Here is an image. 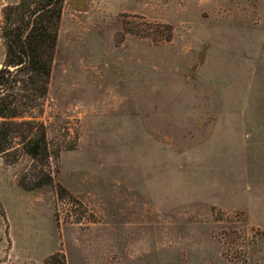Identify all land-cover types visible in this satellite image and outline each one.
<instances>
[{
  "label": "rangeland",
  "instance_id": "rangeland-1",
  "mask_svg": "<svg viewBox=\"0 0 264 264\" xmlns=\"http://www.w3.org/2000/svg\"><path fill=\"white\" fill-rule=\"evenodd\" d=\"M38 116L53 186L0 157V264H264V0H65Z\"/></svg>",
  "mask_w": 264,
  "mask_h": 264
},
{
  "label": "trees",
  "instance_id": "trees-1",
  "mask_svg": "<svg viewBox=\"0 0 264 264\" xmlns=\"http://www.w3.org/2000/svg\"><path fill=\"white\" fill-rule=\"evenodd\" d=\"M65 0H19L5 6L0 22V157L32 161L18 181L25 191L53 186V155L38 114L48 95Z\"/></svg>",
  "mask_w": 264,
  "mask_h": 264
},
{
  "label": "water",
  "instance_id": "water-1",
  "mask_svg": "<svg viewBox=\"0 0 264 264\" xmlns=\"http://www.w3.org/2000/svg\"><path fill=\"white\" fill-rule=\"evenodd\" d=\"M0 68H1V65H0Z\"/></svg>",
  "mask_w": 264,
  "mask_h": 264
}]
</instances>
